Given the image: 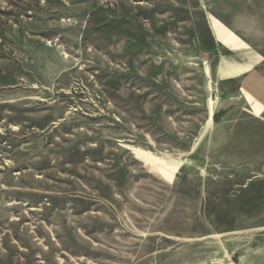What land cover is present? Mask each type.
Returning <instances> with one entry per match:
<instances>
[{"label":"rangeland","instance_id":"374dc122","mask_svg":"<svg viewBox=\"0 0 264 264\" xmlns=\"http://www.w3.org/2000/svg\"><path fill=\"white\" fill-rule=\"evenodd\" d=\"M0 264H264V0H0Z\"/></svg>","mask_w":264,"mask_h":264},{"label":"bare ground","instance_id":"6f19581e","mask_svg":"<svg viewBox=\"0 0 264 264\" xmlns=\"http://www.w3.org/2000/svg\"><path fill=\"white\" fill-rule=\"evenodd\" d=\"M214 113H215V108L213 106V103H211L209 105V118L208 121L211 123L213 121V117H214Z\"/></svg>","mask_w":264,"mask_h":264}]
</instances>
